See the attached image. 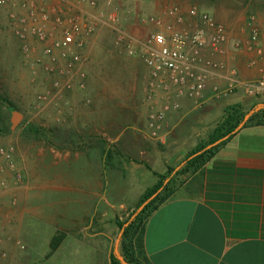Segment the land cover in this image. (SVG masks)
<instances>
[{
	"label": "rangeland",
	"instance_id": "1",
	"mask_svg": "<svg viewBox=\"0 0 264 264\" xmlns=\"http://www.w3.org/2000/svg\"><path fill=\"white\" fill-rule=\"evenodd\" d=\"M7 1L0 6V87L13 108L0 103V191L19 186L33 196L22 199L18 193L14 195L11 205L13 211L18 210L17 220L5 225L4 214L10 207H5L0 194V264H111L114 249L122 254L117 221H124L140 196L158 183L154 171L181 167L187 153L207 139L222 119L225 107L213 105L209 110L187 113L182 107L170 112L161 140L135 134L132 126L160 103L149 97L146 65L128 56L108 29L100 31L91 44L90 88L86 97L78 98L81 103H73L71 97L73 92L83 93L78 89L59 105L42 102L38 96L48 83L41 71L26 64L11 28L12 1ZM105 1L98 0L102 6ZM117 1L127 16V26L142 32L145 30L136 26L135 17L157 12L160 3ZM187 2L217 16L218 9H227L229 0ZM232 16L228 23L237 32L241 25ZM241 95L219 101H225L226 106L237 104L240 100L234 98ZM241 101L244 109L252 107L248 100ZM86 115L91 119H85ZM29 124L48 131V137L28 132ZM103 141L113 147L108 168L99 147ZM11 148L13 155L8 158L5 152ZM20 151L31 161L27 171L20 166ZM33 160H37L35 165ZM193 176H181L179 189ZM22 211L23 218L18 215ZM56 235L63 240L52 251L50 243Z\"/></svg>",
	"mask_w": 264,
	"mask_h": 264
},
{
	"label": "built area",
	"instance_id": "2",
	"mask_svg": "<svg viewBox=\"0 0 264 264\" xmlns=\"http://www.w3.org/2000/svg\"><path fill=\"white\" fill-rule=\"evenodd\" d=\"M11 28L26 64L41 71L48 83L38 98L59 105L75 89L88 87L91 44L104 29L128 56L137 57L149 72V97L160 103L149 113L147 130L162 138L168 114L181 108L183 99L197 103L207 97L228 98L242 93L264 104V19L248 14L245 39L232 38L227 25L209 11L187 0H160L157 12L141 13L130 28L117 0H11ZM7 0H0L5 6ZM244 52L251 80L243 79L236 64ZM12 158L13 148L5 152ZM18 244H21L18 241Z\"/></svg>",
	"mask_w": 264,
	"mask_h": 264
},
{
	"label": "crops",
	"instance_id": "3",
	"mask_svg": "<svg viewBox=\"0 0 264 264\" xmlns=\"http://www.w3.org/2000/svg\"><path fill=\"white\" fill-rule=\"evenodd\" d=\"M240 1L229 0L225 5L227 9H218L215 16L227 25L232 38L245 39L248 14L254 12L264 19V5L262 0ZM157 5L156 1V8ZM231 15L241 25L237 32L228 23ZM227 60L239 67L243 79L251 80L256 76L257 68L249 66L244 52L239 53L236 60L230 57ZM89 88L88 85V90L82 94L73 92V103H81L78 98L86 97ZM219 99L222 98L207 97L201 103L183 99L181 108L187 113L209 110L214 105L225 107V113L233 103L226 106L225 101ZM234 99L243 105L241 100H248L251 105L257 102L244 95ZM147 118L132 126L135 134H149ZM85 119L91 117L86 115ZM24 153L20 151L18 155L21 168L27 171L31 161ZM36 161L33 160V165ZM17 193L22 199L33 196L19 186L0 191L6 200L5 207H10L4 214L5 225L17 220L18 210L13 211L11 205ZM24 213L18 215L23 218ZM144 249L151 264H264V125L242 129L177 191L174 198L153 212L146 226Z\"/></svg>",
	"mask_w": 264,
	"mask_h": 264
},
{
	"label": "trees",
	"instance_id": "4",
	"mask_svg": "<svg viewBox=\"0 0 264 264\" xmlns=\"http://www.w3.org/2000/svg\"><path fill=\"white\" fill-rule=\"evenodd\" d=\"M0 103L13 108V103L0 87ZM264 125V104H253L250 109H244L241 104H232L225 109L222 119L209 133L207 139L200 141L191 149L181 164V167H171L164 173L154 171L158 183L149 187L139 198L135 207L124 221H117L122 254L114 249L110 255L111 264H151L145 249L144 235L150 216L161 205L174 198L181 182V176L197 174L221 149H223L242 129L250 126ZM27 131L40 137H48L46 130L29 124ZM44 133V134H43ZM106 168L110 166L113 158V147L103 141L99 145ZM147 168L152 170L150 165ZM63 236H54L51 248L55 251L61 244Z\"/></svg>",
	"mask_w": 264,
	"mask_h": 264
}]
</instances>
